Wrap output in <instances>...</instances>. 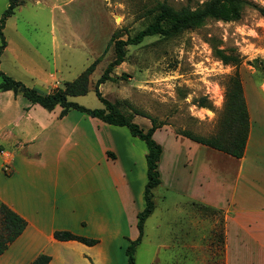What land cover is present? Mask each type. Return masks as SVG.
I'll return each instance as SVG.
<instances>
[{"label":"crops","instance_id":"obj_1","mask_svg":"<svg viewBox=\"0 0 264 264\" xmlns=\"http://www.w3.org/2000/svg\"><path fill=\"white\" fill-rule=\"evenodd\" d=\"M22 7L21 3L7 20V28L15 25L18 40L15 45L7 42L1 60L6 54L11 70L19 74L6 72L9 76L40 90L47 72L54 80H63L64 74L71 72L72 57H77L83 47L67 40L60 26L51 30V44L45 45L44 37L30 44L23 35L24 25L15 20ZM84 47L93 46L87 42ZM46 48L51 49L49 62ZM63 52L66 56L60 66ZM0 94L9 99L6 114L0 118V130L5 132L0 142L4 141L7 148L0 151V202L27 222L23 234L0 257V264H33L42 254L51 257V264H104L108 252L103 232L90 233L94 213L96 227L103 230L114 223L120 228L128 222L130 236L122 234L123 240L128 246L137 240L145 188L134 177L139 168L145 179L147 145L142 148L127 128L106 124L85 113L77 111L81 113L77 115L73 110L62 116L61 107L48 111L12 91ZM252 124L251 119L241 159L175 132L171 154L167 156L162 146L159 187L187 198L186 205L175 206L187 217L182 229H176L177 221L170 222L167 234L183 237L180 248L185 253L190 254L191 249L185 244H197L199 264L211 260L206 242L215 224L207 219V211L223 215L224 264H264V140L257 135L253 139ZM151 127L146 126L145 131ZM161 130L168 129L157 130L154 139ZM136 149L141 161L136 159L140 158ZM2 167L9 168V175ZM155 214L156 209L145 224L143 242L147 224ZM57 231L99 243L91 247L78 241H58L54 236ZM172 247L168 245L167 249Z\"/></svg>","mask_w":264,"mask_h":264},{"label":"rangeland","instance_id":"obj_2","mask_svg":"<svg viewBox=\"0 0 264 264\" xmlns=\"http://www.w3.org/2000/svg\"><path fill=\"white\" fill-rule=\"evenodd\" d=\"M20 1L23 7L15 20L24 25V34H21L30 44H34L37 37H44L42 42L45 45L51 44V30L60 26L67 40L83 47L77 57H72L71 72L63 76L66 81L54 80L47 72L41 79V92L52 94L64 88L66 82L76 80L97 58L104 55L103 61L91 76L88 94L71 99L72 102L96 110L105 108L97 97L95 88L108 66L116 59L115 43L110 44L114 35L117 40L124 41L135 37L153 23L156 16L154 10L159 3L166 2L175 9H197L209 0ZM248 1L264 8V0ZM9 2L10 0H0V23ZM3 33L7 42L17 44L15 25L4 28ZM87 42L93 47L86 49L84 44ZM49 48L44 52L47 62L51 61ZM216 49L224 50L228 55L239 56L241 65H224L217 57ZM61 55L63 61L60 66H63L66 54L63 52ZM1 61L2 72L17 73L11 70L6 54ZM236 72L241 76L252 126L257 132L256 138L264 140V18L253 8H247L240 21H209L202 28L172 39L154 36L146 38L139 45H128L125 61L115 67L111 74L113 79L102 84L99 90L123 114L133 117L134 122L142 129L146 130V126L152 125L149 118L164 123L163 128L168 130H161L155 140L165 148L168 156L171 154V145L175 142L174 132L176 135L190 132L196 136L211 137L221 131L226 84ZM203 98L209 108L199 107ZM7 103L9 99L0 94V118L6 114ZM26 111L31 113L33 110ZM137 112L143 116L137 115ZM73 113L81 115L77 111ZM32 116L37 118L34 114ZM4 136L5 132L0 130V138ZM136 140L146 149L144 142ZM6 149V143L1 141L0 151ZM136 151L138 152L137 149ZM139 157H136L137 161H141V155ZM8 170L9 168L6 170V167H2L5 175H9ZM134 179L136 183L140 181L143 188L146 187V172L143 180L138 168ZM139 195L141 196V192H138ZM154 202L156 214L148 222L147 236L137 250V264H199L194 247L197 244H185L191 247L188 254L180 248L183 246L182 236L167 234L170 222L177 221L176 229H182L187 217L185 212L175 209V206L186 205L187 198L159 187L154 191ZM92 218L94 226L90 233L103 232L105 237L108 256L104 259V264H127L128 244H125L122 234L130 236L128 222L125 227L120 228L111 223L102 230L96 227L95 213ZM207 219L215 224L207 237V255L211 257L207 264H224L223 215L221 212L207 211ZM168 245L173 247L168 250Z\"/></svg>","mask_w":264,"mask_h":264},{"label":"trees","instance_id":"obj_3","mask_svg":"<svg viewBox=\"0 0 264 264\" xmlns=\"http://www.w3.org/2000/svg\"><path fill=\"white\" fill-rule=\"evenodd\" d=\"M21 5L20 0H10L9 7L5 11L0 23V64L1 57L7 48V41L3 30L7 20L15 14L16 9ZM247 8L257 10L264 18V8L253 4L248 0H209L197 9L184 7L175 9L165 3H159L154 12L156 13L153 23L135 37L128 41L117 40L115 35L110 44L115 43L116 59L108 66L102 77L98 80L95 92L103 103L104 109H88L78 103L70 101V98L82 97L88 94L91 76L98 65L103 61L104 55L97 58L81 75L72 82H66L64 88L56 90L52 94H45L40 90L29 88L23 82L15 80L0 70V92L12 91L15 95H21L32 105H39L48 111L57 107L63 108L62 116L70 111H79L90 117L97 118L106 124L127 128L131 135L143 141L148 148L147 161V184L144 191L145 209L138 214L139 237L130 241L126 250L127 264H137L136 254L142 244L145 235V224L156 209L154 202V191L161 185V173L159 164L163 155V147L154 139L157 130L164 127L154 118H149L152 127L145 131L133 120V117L123 114L116 105L105 99L99 90L102 84L111 81L115 67L121 65L126 58V47L128 45H139L146 38L161 36L165 39L178 37L185 32L193 31L204 27L209 21L236 22L242 19ZM217 57L224 65L239 67L242 60L234 54H226L224 50L216 49ZM200 108H209L205 99L199 102ZM137 115L143 116L139 112ZM146 117V116H144ZM148 118V117H147ZM251 130V117L247 98L244 92L241 76L236 72L226 84L225 105L221 119V131L211 137L196 136L190 132L178 133V135L191 139L194 142L205 145L212 149L228 154L237 159L244 157L249 134ZM0 257L7 251L27 228V222L12 211L8 206L0 202ZM55 239L58 241H78L87 246H95L99 243L96 239L85 238L71 232L57 231ZM33 264H51V257L40 255Z\"/></svg>","mask_w":264,"mask_h":264},{"label":"bare ground","instance_id":"obj_4","mask_svg":"<svg viewBox=\"0 0 264 264\" xmlns=\"http://www.w3.org/2000/svg\"><path fill=\"white\" fill-rule=\"evenodd\" d=\"M259 125V124H258ZM257 127V126H256ZM253 132H254V135H253V139H254V137H256V130L254 129V127H253ZM260 132H261V130H260ZM259 135V134H258ZM256 139V138H255Z\"/></svg>","mask_w":264,"mask_h":264},{"label":"built area","instance_id":"obj_5","mask_svg":"<svg viewBox=\"0 0 264 264\" xmlns=\"http://www.w3.org/2000/svg\"><path fill=\"white\" fill-rule=\"evenodd\" d=\"M6 170H7V167H6Z\"/></svg>","mask_w":264,"mask_h":264}]
</instances>
